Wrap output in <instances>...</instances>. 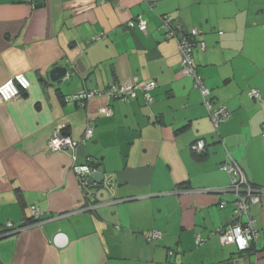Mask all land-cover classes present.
<instances>
[{"label": "crops", "instance_id": "crops-1", "mask_svg": "<svg viewBox=\"0 0 264 264\" xmlns=\"http://www.w3.org/2000/svg\"><path fill=\"white\" fill-rule=\"evenodd\" d=\"M165 13L203 31L194 63L215 104L233 112L218 128L182 72L177 40L160 29ZM138 15L147 33L127 27ZM58 66L68 75L54 83ZM18 74L31 87L0 104V222L29 226L0 239V264H264V194L250 206L259 232L250 251L217 232L235 209L221 168L229 155L264 189V0H161L153 10L143 0H0V86ZM131 78L156 81L152 104L141 90L126 100L102 93ZM82 90L102 94L80 105L71 96ZM89 123L84 144L49 149L57 126L79 140ZM200 139L206 150L195 153ZM86 162L105 173L88 196L74 169ZM154 229L162 238L148 241Z\"/></svg>", "mask_w": 264, "mask_h": 264}, {"label": "built area", "instance_id": "built-area-1", "mask_svg": "<svg viewBox=\"0 0 264 264\" xmlns=\"http://www.w3.org/2000/svg\"><path fill=\"white\" fill-rule=\"evenodd\" d=\"M143 1L147 2L150 9L153 10L156 3L161 0ZM160 19V29L163 30L165 36L167 38H175L178 42L183 74L194 79L195 86L201 90L203 95V104L214 125L218 128L222 123L231 118L233 112L227 106L215 104V101L210 96L211 90L205 85L204 78L199 73L194 63V49L198 46L203 50L206 48L205 41L201 39V35L203 34L202 29L200 27H192L190 30L185 31L182 24L177 21L171 13L161 15ZM127 27L129 29L139 28L144 33H147L148 29V25L141 15L130 20ZM30 87L31 81L25 74L15 75L0 86V104L19 98L23 93L28 91ZM156 87V81L142 83L139 82L137 78H131L120 85L112 84L102 93L109 99L126 100L136 97L138 91L141 90L144 94L146 103L152 104L155 101L152 92ZM102 93L98 91L82 90L72 95L71 100L80 105H85L88 99ZM250 95L258 101L262 98L260 91L256 88L251 89ZM99 111L106 116H111L113 114V110L110 106H103ZM262 135L264 137V123L262 124ZM93 136L94 127L90 123L83 137L79 140H75L68 136L64 132L62 126H57L49 139V149L52 151H65L69 148L76 149L79 145L84 144ZM206 147L207 144L205 140L200 139L191 145V150L195 153H204ZM91 163L92 162H86L74 167L79 186L85 196L89 195L88 193L92 187V177L98 171ZM221 168L227 171L231 178V184L228 189L235 197V209L231 225L229 227H219L217 229L220 241L224 245L235 244L239 252L250 251L252 249V243L257 241L259 235L256 229L257 221L250 215V206L252 203H256L260 200L261 194H264V189L248 181L243 169L231 155H229L228 159L221 165ZM96 205L94 199H92L87 206H89V209L94 210ZM32 214L34 219H38L40 216L39 209L37 207H32ZM243 217H246V219ZM27 226H29L27 221H23L18 225L11 221L5 223L0 222V236L9 233H17ZM162 235L161 231L154 229L149 234H146V239L148 241L158 240L162 238ZM54 241L57 246L63 247L66 245V235L59 232L55 235ZM204 241L205 238L201 235L196 236L198 245H201ZM170 254H173V251H170Z\"/></svg>", "mask_w": 264, "mask_h": 264}, {"label": "water", "instance_id": "water-1", "mask_svg": "<svg viewBox=\"0 0 264 264\" xmlns=\"http://www.w3.org/2000/svg\"><path fill=\"white\" fill-rule=\"evenodd\" d=\"M67 75H68V68L65 66H58V67H55L54 69H52L50 71V80L52 82L56 83L62 79H65ZM93 83H94V76L92 75L88 81V89L89 90H94L95 87H93ZM104 174H105L104 169L99 168L98 171L92 177V187L91 188H93V187L96 188L98 186H101L104 183V181H105L104 180L105 179ZM91 188H90V191H91ZM90 191H89V194H90ZM91 196H92V194H91ZM94 203L97 204L96 200H94ZM11 234H14V233L2 235V236H0V239L8 237Z\"/></svg>", "mask_w": 264, "mask_h": 264}, {"label": "trees", "instance_id": "trees-1", "mask_svg": "<svg viewBox=\"0 0 264 264\" xmlns=\"http://www.w3.org/2000/svg\"><path fill=\"white\" fill-rule=\"evenodd\" d=\"M212 98V97H211ZM213 99V98H212ZM227 122V121H226ZM225 123V122H224ZM223 124V123H222ZM97 170L99 169V165L97 164V163H95V162H92L91 163ZM31 221H35V219H33L32 218V220Z\"/></svg>", "mask_w": 264, "mask_h": 264}]
</instances>
